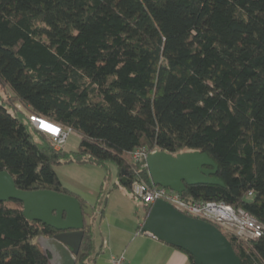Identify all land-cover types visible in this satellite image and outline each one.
I'll use <instances>...</instances> for the list:
<instances>
[{
	"label": "trees",
	"instance_id": "obj_1",
	"mask_svg": "<svg viewBox=\"0 0 264 264\" xmlns=\"http://www.w3.org/2000/svg\"><path fill=\"white\" fill-rule=\"evenodd\" d=\"M0 86L10 97H0V172L19 190L78 200L75 264L95 263L93 221L54 168L113 164L98 209L121 189L143 221L151 204L131 193L136 181L154 187L145 160L131 158L142 148L206 154L223 186H185L181 199L248 212L260 238L220 232L240 264H264V0H0ZM29 116L77 133V151L55 149ZM56 233L0 202V264H49L36 240Z\"/></svg>",
	"mask_w": 264,
	"mask_h": 264
},
{
	"label": "water",
	"instance_id": "obj_2",
	"mask_svg": "<svg viewBox=\"0 0 264 264\" xmlns=\"http://www.w3.org/2000/svg\"><path fill=\"white\" fill-rule=\"evenodd\" d=\"M145 167L153 186L182 195L185 186L223 183L215 177L217 167L206 155L197 151L175 156L155 151L145 159ZM17 201L22 215L30 222L51 228L56 234L40 236L36 243L49 264H75L82 238L84 219L81 205L72 196L49 191H22L11 176L0 172V202ZM140 233L172 246L192 257L194 264H240L229 241L213 225L190 218L163 201L151 205L140 226Z\"/></svg>",
	"mask_w": 264,
	"mask_h": 264
},
{
	"label": "rangeland",
	"instance_id": "obj_3",
	"mask_svg": "<svg viewBox=\"0 0 264 264\" xmlns=\"http://www.w3.org/2000/svg\"><path fill=\"white\" fill-rule=\"evenodd\" d=\"M0 97L10 98L8 90L1 86ZM79 142L80 136L69 132L63 150L77 151ZM54 170L60 183L83 200L86 220L93 221L96 250L94 264H107L112 254L121 251L128 253L126 256L129 261L138 262L140 257L146 256L145 264H166L164 259L167 253L156 251L154 239L137 231V226L143 222L144 209L141 203L121 189H115L108 194L106 203L102 204L103 211L98 209L97 200L105 177L109 176L110 185L117 181L118 170L113 164L68 163L58 165Z\"/></svg>",
	"mask_w": 264,
	"mask_h": 264
},
{
	"label": "built area",
	"instance_id": "obj_4",
	"mask_svg": "<svg viewBox=\"0 0 264 264\" xmlns=\"http://www.w3.org/2000/svg\"><path fill=\"white\" fill-rule=\"evenodd\" d=\"M32 126L39 132L45 134L52 142L55 149L63 148L70 130L49 122L37 116H29ZM145 148L137 149L131 154L133 162L152 154ZM132 195L144 204H153L163 201L176 211L187 217L207 222L219 230L229 232L243 241H253L262 235V225L248 212L241 208H234L222 202H186L181 195L161 187H149L142 182H133L131 185ZM251 193H248L250 196ZM108 264H127L125 257L114 255L109 258Z\"/></svg>",
	"mask_w": 264,
	"mask_h": 264
},
{
	"label": "crops",
	"instance_id": "obj_5",
	"mask_svg": "<svg viewBox=\"0 0 264 264\" xmlns=\"http://www.w3.org/2000/svg\"><path fill=\"white\" fill-rule=\"evenodd\" d=\"M140 226H141V224L138 225L137 228H139ZM146 236L150 237L151 239H154L153 237H151L149 235H146ZM154 243H156L155 244V247H157V248H155L156 251L163 250V252L167 253L168 256H165L166 258L164 259L166 261V264H188L189 263L187 257L183 253H180L179 251L171 248L170 246H168V245H166V244H164V243H162L156 239H154ZM126 253L127 252H125V251H121L120 253L112 254L111 256L122 254L126 258L127 264H145L146 259L144 257H146V256H142L139 258L138 262H134L133 260L129 261L127 259ZM143 255H144V253H143ZM145 255H146V253H145ZM107 264H108V262H107Z\"/></svg>",
	"mask_w": 264,
	"mask_h": 264
}]
</instances>
